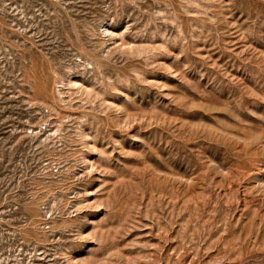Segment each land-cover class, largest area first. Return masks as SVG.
Masks as SVG:
<instances>
[{
	"label": "rangeland",
	"instance_id": "obj_1",
	"mask_svg": "<svg viewBox=\"0 0 264 264\" xmlns=\"http://www.w3.org/2000/svg\"><path fill=\"white\" fill-rule=\"evenodd\" d=\"M0 264H264V0H0Z\"/></svg>",
	"mask_w": 264,
	"mask_h": 264
}]
</instances>
